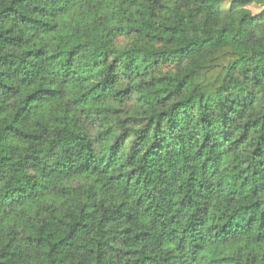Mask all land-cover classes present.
I'll list each match as a JSON object with an SVG mask.
<instances>
[{
	"label": "trees",
	"instance_id": "16d2710c",
	"mask_svg": "<svg viewBox=\"0 0 264 264\" xmlns=\"http://www.w3.org/2000/svg\"><path fill=\"white\" fill-rule=\"evenodd\" d=\"M0 264H264V0H0Z\"/></svg>",
	"mask_w": 264,
	"mask_h": 264
},
{
	"label": "rangeland",
	"instance_id": "374dc122",
	"mask_svg": "<svg viewBox=\"0 0 264 264\" xmlns=\"http://www.w3.org/2000/svg\"><path fill=\"white\" fill-rule=\"evenodd\" d=\"M232 7V3L231 2H226L224 3L221 8L223 9H229ZM250 8L253 10L254 13H259L261 11V8L259 6H256V5H252L250 6Z\"/></svg>",
	"mask_w": 264,
	"mask_h": 264
}]
</instances>
